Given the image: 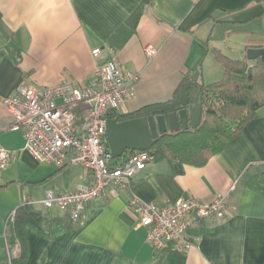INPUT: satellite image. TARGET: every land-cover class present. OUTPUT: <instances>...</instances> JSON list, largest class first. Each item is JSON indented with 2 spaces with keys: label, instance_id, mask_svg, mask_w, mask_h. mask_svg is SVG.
<instances>
[{
  "label": "crops",
  "instance_id": "0c3cea01",
  "mask_svg": "<svg viewBox=\"0 0 264 264\" xmlns=\"http://www.w3.org/2000/svg\"><path fill=\"white\" fill-rule=\"evenodd\" d=\"M220 41L244 51L252 65L256 58L248 59L247 49L264 48V0H0V146L17 153L0 172L2 263L11 235L8 214L48 189L74 190L90 174L78 165L34 161L23 150V132L10 128L1 97L21 83L83 86L114 57L123 70L138 73L134 97L118 112L134 111L170 99L188 72L211 83L203 63L213 48L221 51L212 46ZM211 70L218 80L221 68ZM220 195L224 216L195 219L191 228L202 220L207 229L188 235L192 244L182 250L152 248L127 207L133 196L164 206L180 199L208 203ZM24 233L26 252L18 264H264V105L203 166L152 161L127 189L117 195L105 190L89 203L74 227L47 235L27 225Z\"/></svg>",
  "mask_w": 264,
  "mask_h": 264
},
{
  "label": "built area",
  "instance_id": "2783aa9c",
  "mask_svg": "<svg viewBox=\"0 0 264 264\" xmlns=\"http://www.w3.org/2000/svg\"><path fill=\"white\" fill-rule=\"evenodd\" d=\"M144 51L151 56L155 49L146 45ZM98 57L100 49L91 51ZM138 73L123 70L112 57L97 67L93 78L83 86L68 81L55 85L34 87L20 84L15 93L1 97L12 117L10 128L21 130L23 150L36 162L59 167L80 165L90 179L78 184L74 190L45 191L43 198L29 196L24 205L68 211L73 221H78L86 206L101 198L105 190L112 195L127 189L135 173L153 161L145 151H134L123 163L112 165V155L106 147V113L124 110L134 97ZM17 153L0 146V172L12 164ZM225 196L202 203L193 199H180L158 206L153 202L133 196L127 207L137 218L138 225L146 229V242L154 249H187L192 240L187 230L195 219H218L224 216ZM15 210L5 221V227L14 220ZM8 264L20 252L16 240L10 247L5 244Z\"/></svg>",
  "mask_w": 264,
  "mask_h": 264
},
{
  "label": "trees",
  "instance_id": "16d2710c",
  "mask_svg": "<svg viewBox=\"0 0 264 264\" xmlns=\"http://www.w3.org/2000/svg\"><path fill=\"white\" fill-rule=\"evenodd\" d=\"M211 51L222 69L218 80L203 83L198 78L192 80V72H188L170 99L126 113L115 110L106 113L107 118L120 122L148 115L177 114L181 109L201 107L200 124L195 129L181 130L178 127V130L160 136L146 150L153 156V161L176 160L203 166L235 139L246 123L257 116L258 108L264 105V54L249 65L247 61L232 59L218 49ZM105 144L108 147L107 142ZM133 152L128 150L119 158H112L111 164L123 163ZM55 210L52 212L51 209L33 205L19 206L15 210L14 220L7 225L11 235L6 242L12 247L17 240L20 252L12 257L11 264H18L25 256L24 232L27 225L47 235L77 225L79 220L73 221L67 210ZM206 229L200 220L195 227L187 230V235H198ZM3 263L8 264L6 255ZM3 263L0 259V264Z\"/></svg>",
  "mask_w": 264,
  "mask_h": 264
},
{
  "label": "water",
  "instance_id": "95a60500",
  "mask_svg": "<svg viewBox=\"0 0 264 264\" xmlns=\"http://www.w3.org/2000/svg\"><path fill=\"white\" fill-rule=\"evenodd\" d=\"M264 54V48H248L246 56L254 59ZM198 72L191 74L197 80ZM201 107L193 106L166 115H148L117 122L106 118V142L113 158L126 151H145L162 135L178 130L195 129L200 124Z\"/></svg>",
  "mask_w": 264,
  "mask_h": 264
},
{
  "label": "rangeland",
  "instance_id": "374dc122",
  "mask_svg": "<svg viewBox=\"0 0 264 264\" xmlns=\"http://www.w3.org/2000/svg\"><path fill=\"white\" fill-rule=\"evenodd\" d=\"M214 45L221 48V51L223 53H225L226 56H228L232 59L243 60V58L245 57L244 51L233 52L231 49H229L228 47H233V48H236V47L234 46L233 43H230L228 41H226V42L220 41L217 44H215V43L212 44V46H214ZM212 65H216V66H219L221 68V66L218 64V62L216 61L213 54L210 53V54H208L207 60L203 63V68H204V71L206 72V76H205L206 77L205 80H207L206 82H213V80L216 79V78H214L213 71L211 70ZM210 80H212V81H210ZM78 166H80V165H78ZM80 167H82V166H80ZM36 206L41 207L40 205H36ZM51 210H52V212L57 211V210H55V208H52Z\"/></svg>",
  "mask_w": 264,
  "mask_h": 264
}]
</instances>
